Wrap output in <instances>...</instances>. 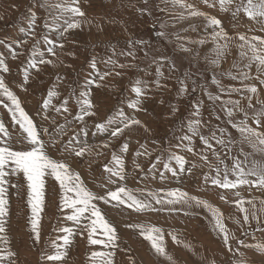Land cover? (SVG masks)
<instances>
[{
  "label": "rangeland",
  "instance_id": "obj_1",
  "mask_svg": "<svg viewBox=\"0 0 264 264\" xmlns=\"http://www.w3.org/2000/svg\"><path fill=\"white\" fill-rule=\"evenodd\" d=\"M0 152V264H264V0H0Z\"/></svg>",
  "mask_w": 264,
  "mask_h": 264
},
{
  "label": "bare ground",
  "instance_id": "obj_2",
  "mask_svg": "<svg viewBox=\"0 0 264 264\" xmlns=\"http://www.w3.org/2000/svg\"><path fill=\"white\" fill-rule=\"evenodd\" d=\"M17 80V79H16ZM17 83V82H16ZM9 93V92H8ZM24 106V105H23ZM10 130H13V129H10ZM31 145V147H32V144H30ZM34 147V146H33ZM32 150H34V149H32ZM35 151V150H34ZM37 151V150H36ZM1 153V152H0ZM36 153V152H35ZM38 153V152H37ZM2 154V153H1ZM0 154V155H1ZM3 157V156H2ZM0 161H1V159H0ZM78 167V166H77ZM81 168H82V166H81ZM84 169V168H83ZM65 170V169H64ZM79 170H81V169H79ZM75 166H74V169H68V168H66V171H62L61 173L62 174H67V172L69 171L70 172V174H76V175H72V176H75L76 178H79V176L81 175V171H79ZM76 171V172H75ZM83 176V175H82ZM82 179V178H81ZM84 179V178H83ZM72 181H74V182H80L79 181V179H75V180H71L69 183H70V185L72 186V190H73V192L76 194V193H80V192H82V191H80V192H78V190L77 191H75L74 190V183L72 182ZM169 182V181H168ZM167 182V183H168ZM82 183V182H81ZM164 183V182H163ZM162 183V184H163ZM165 184V183H164ZM147 185V187H146V190H151L150 189V187H148L149 185H150V183L149 182H145V183H142L141 184V186H134V188H133V190H135V192L136 193H138L139 191H140V193L142 192V191H144V188H145V186ZM78 187H80V188H83V191L85 192V194H86V197H90L89 198V201H91V203H93L92 205H93V210L98 214H100L101 212L99 211V209H101L102 207H101V205H100V199L101 198H98L97 196H99L98 195V193H95V192H92V191H90L85 185L84 186H78ZM156 187V186H155ZM155 187H153V189H155L156 190V188ZM180 188V187H179ZM93 189V188H92ZM95 189V188H94ZM93 189V190H94ZM97 189V188H96ZM99 189V188H98ZM96 191V190H95ZM98 192H100V191H98ZM103 192H104V190H103ZM146 192V191H145ZM184 192H186V191H184ZM129 193H131V192H129ZM134 193V192H133ZM84 194V193H83ZM107 194L108 195H110V194H114V193H109V192H107ZM189 194V193H188ZM76 195H79V194H76ZM127 195H129L128 193H126V195L125 196H127ZM85 196V195H84ZM114 196V195H113ZM153 196V195H152ZM198 196H200V195H198ZM116 197V196H115ZM137 196L136 195H133L132 196V198H136ZM204 197V196H203ZM112 198V197H111ZM120 198V197H119ZM201 198V197H200ZM133 199V200H134ZM184 199V198H183ZM194 199V198H193ZM196 199H198V198H196ZM188 200V199H187ZM205 200V199H204ZM216 201V200H215ZM203 202V201H202ZM96 203H98V204H96ZM209 203V202H208ZM91 205V206H92ZM91 206H90V208H91ZM100 206V207H99ZM217 209V208H216ZM6 210V209H5ZM8 210V209H7ZM218 210V209H217ZM220 210V209H219ZM102 211V210H101ZM225 211V210H224ZM110 210H106V209H104V215L107 217V219L108 220H114L113 219V217L112 216H110ZM112 215V214H111ZM5 221H7V220H5ZM109 223H110V221H108ZM110 226V225H109ZM111 227V226H110ZM158 231H160V230H158ZM202 240V239H201ZM115 249H116V246H115Z\"/></svg>",
  "mask_w": 264,
  "mask_h": 264
}]
</instances>
